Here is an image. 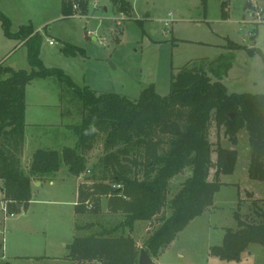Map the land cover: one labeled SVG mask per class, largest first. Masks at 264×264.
<instances>
[{"label": "rangeland", "instance_id": "rangeland-1", "mask_svg": "<svg viewBox=\"0 0 264 264\" xmlns=\"http://www.w3.org/2000/svg\"><path fill=\"white\" fill-rule=\"evenodd\" d=\"M70 1L77 9L72 7L69 18L62 16V0H0V12L9 19L12 33L22 26L39 33L45 67L61 70L76 88H88L98 96L117 94L138 100L142 91L152 86L164 97L170 92L172 76L188 63L212 62L232 51L233 65L222 80L228 94H264L261 55L229 48L231 41L264 54V0H206L204 5L201 0H126L131 6L130 17L119 14L109 0ZM82 4H86L85 10ZM66 44L83 49L84 54L65 55ZM0 65L14 71L30 70L26 47L8 38L1 24ZM28 86L27 117L32 122L29 125L35 126L29 128L32 142L21 156L24 170L38 149L74 148L77 137L73 128L83 120L81 99L56 76L37 78ZM209 140L213 163L218 146L238 152L235 172L220 177L223 186L214 206L194 219L157 259L153 258V264H264V246L256 244L242 253L239 262L210 256V249L222 244L226 230L237 229L235 213L244 221H259L253 202L264 211V182L248 177L247 132L237 135L234 146L224 128L218 133L212 122ZM104 142L105 135H101L87 154V169L109 156ZM215 171H210L209 181L214 180ZM190 174L185 170L170 181L168 200ZM85 176L77 177L63 166L51 180L33 186L30 203L12 215L5 213L0 201V264H74L67 257L74 237L82 234L75 227L93 220L78 217L74 210L77 188ZM105 202L103 199V210ZM166 215H170L168 208ZM159 226L156 221L138 222L132 232L138 246L142 247Z\"/></svg>", "mask_w": 264, "mask_h": 264}, {"label": "trees", "instance_id": "trees-1", "mask_svg": "<svg viewBox=\"0 0 264 264\" xmlns=\"http://www.w3.org/2000/svg\"><path fill=\"white\" fill-rule=\"evenodd\" d=\"M87 1V0H86ZM119 14L131 15L126 0H109ZM206 0H201L203 5ZM82 4V9L85 10ZM73 1L62 0L64 18L73 15ZM223 17L226 13L223 12ZM4 34L20 41L27 50L30 70L0 65V181L6 213L26 207L32 197L31 183L51 180L66 166L71 174L85 176L77 189L75 215L93 220L77 224L82 233L69 246L68 260L74 264H138L143 248L157 259L197 217L214 206L223 183L221 176L234 173L238 152L221 146L213 163L209 128L212 122L224 128L232 145L241 131L248 134V177L264 182V94H228L222 80L228 75L235 56L232 51L212 62H190L170 82V92L161 97L151 86L138 100L117 94L96 95L88 88H76L59 69L45 67L40 58L42 37L30 26L10 31L9 19L0 12ZM230 50L245 49L229 41ZM65 55H83L84 50L66 44ZM56 76L73 89L83 104V120L75 126L74 148L62 151L38 149L28 170L21 168L26 128V88L37 78ZM234 115L233 118L230 115ZM105 135L106 156L91 170L88 156L100 136ZM215 169L214 180L209 181ZM189 170L190 176L168 200L170 181ZM87 174H90L89 176ZM107 201L106 212L102 201ZM254 214L259 221H244L238 213L237 229H227L220 246L210 256L225 262H239L250 245L264 246V211L256 201ZM20 207V208H18ZM170 215H166V209ZM160 223L142 247L132 236L138 222ZM87 233V234H85ZM8 264V263H4Z\"/></svg>", "mask_w": 264, "mask_h": 264}, {"label": "crops", "instance_id": "crops-1", "mask_svg": "<svg viewBox=\"0 0 264 264\" xmlns=\"http://www.w3.org/2000/svg\"><path fill=\"white\" fill-rule=\"evenodd\" d=\"M95 40V39H94ZM22 45H23V43H22ZM10 46V45H9ZM9 54H10V52H9ZM13 56V55H12ZM29 86H27V88H28ZM26 88V89H27ZM26 98H27V96H26ZM25 122H26V128H25V130H24V148H23V154H24V152H25V150H26V148H28L29 147V145H30V143L32 142V138H33V131H30V129L29 128H31V129H34L33 127L35 126V125H29V124H31L32 122H29V120H28V117H27V106H26V113H25ZM221 129H223V128H217V131H218V133H219V131L221 130ZM225 135V134H224ZM34 150H33V152L35 151V148H33ZM50 149V148H49ZM227 149H229V148H227ZM22 154V155H23ZM22 165V164H21ZM236 168V167H235ZM234 172H235V170H234ZM234 174V173H233ZM233 174H231V175H233ZM231 175H226V176H231ZM221 177H225V176H221ZM52 183V182H51ZM0 184L2 185V182L0 181ZM41 183L40 182H38V181H36V180H34V181H32V183H31V191H32V189H33V186H39ZM1 189H2V186H1V188H0V191H1ZM78 189V188H77ZM2 198H3V193H2V195H1V199H0V201H2ZM105 210H103V211H106V209H107V201L105 202ZM191 223V222H190ZM173 243V242H172Z\"/></svg>", "mask_w": 264, "mask_h": 264}, {"label": "water", "instance_id": "water-1", "mask_svg": "<svg viewBox=\"0 0 264 264\" xmlns=\"http://www.w3.org/2000/svg\"><path fill=\"white\" fill-rule=\"evenodd\" d=\"M106 11V9H105ZM231 118L234 117V115H230ZM70 173H71V170H70ZM1 193H3V189H1ZM20 208V207H18ZM154 263V260L152 257H150L148 255V253L142 248L140 250V254H139V257H138V264H153Z\"/></svg>", "mask_w": 264, "mask_h": 264}, {"label": "built area", "instance_id": "built-area-1", "mask_svg": "<svg viewBox=\"0 0 264 264\" xmlns=\"http://www.w3.org/2000/svg\"><path fill=\"white\" fill-rule=\"evenodd\" d=\"M97 7V4H94V8H96ZM73 8L74 9H77V6L76 5H73ZM253 14H251V16H252ZM170 16V15H169ZM167 24V23H166ZM102 43H105V41H102ZM53 43L50 41L49 42V45H52ZM0 195H2V193H1V191H0ZM2 203H3V210L5 211V213H6V209H5V203L2 201Z\"/></svg>", "mask_w": 264, "mask_h": 264}]
</instances>
